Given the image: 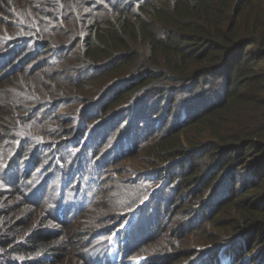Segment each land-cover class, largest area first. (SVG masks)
I'll return each mask as SVG.
<instances>
[{
    "label": "trees",
    "instance_id": "16d2710c",
    "mask_svg": "<svg viewBox=\"0 0 264 264\" xmlns=\"http://www.w3.org/2000/svg\"><path fill=\"white\" fill-rule=\"evenodd\" d=\"M42 1L39 11L33 7L36 15L26 18L18 0H0V14L15 20L4 23L0 15V87L46 67L70 73L53 99L31 94L32 88L26 93L32 84L24 83L23 91L13 88L34 106L13 107L19 113L13 132L11 120L0 116V264H107L109 252L99 255L94 246L77 254L67 246L62 254L58 241L64 238L57 229L82 216L92 219L86 216L92 203L82 205L85 187L79 184L78 193L70 182L75 176L100 182L97 173L84 175V168L97 172L98 163L105 169L137 160L146 147L157 158L145 166L151 178L120 182L118 209L130 213L141 207L122 233L128 258L153 248L152 239L167 231L172 218L192 220L204 205L212 206L213 215L227 207L223 233L190 257L186 239L177 261L264 264V246L253 251L254 244L264 245V0H59L58 6ZM43 12L63 29L44 28ZM37 24L43 27L34 28ZM65 108L77 115L61 120L57 111ZM48 126L46 140L40 133ZM194 129L200 138L187 140L188 146L172 136ZM86 139L88 148L100 149L94 156L100 160L84 157ZM239 170L244 183L228 185L226 175ZM162 172L170 176L157 193L161 182L154 177ZM98 190L101 194V186ZM250 191L259 196L253 208L233 206ZM10 193L19 196L21 209L36 205L57 223L42 221L30 235L13 236L12 227L22 222L12 217L16 208L1 207ZM24 210L23 221L30 212ZM201 219L191 234L201 233ZM87 224V235H93V223ZM155 252L159 249L150 250Z\"/></svg>",
    "mask_w": 264,
    "mask_h": 264
},
{
    "label": "rangeland",
    "instance_id": "374dc122",
    "mask_svg": "<svg viewBox=\"0 0 264 264\" xmlns=\"http://www.w3.org/2000/svg\"><path fill=\"white\" fill-rule=\"evenodd\" d=\"M18 1H19L18 4L21 5L20 9L22 11V14H24L26 18L36 15V12L34 11L33 7L39 11V8L44 4V1L42 0H18ZM48 2H54L55 6H58V4L60 3L59 0H48ZM51 6H54V5H51ZM48 11H51L50 8ZM0 15H3L2 16L3 21L6 20L4 23L6 22L14 23L15 22L13 14L5 13V14H0ZM39 15H41L42 22H44V26H45L44 28L48 29L53 26H56L57 28H59L60 26L62 28L61 22L58 23V26H57L56 22H53L52 17L49 18L48 16H46L45 12L39 13ZM78 19L81 20L83 18L82 16L78 15ZM36 27H43V26L42 24H37L35 25L34 28ZM80 34H82V32L77 33V35H80ZM67 36L68 35L65 32L64 37L67 38V41L65 42V44L69 42V39ZM59 39L63 40L61 37H57V40ZM45 56H48V54H45ZM47 58H49L50 60V55ZM46 68L47 69H45L44 73H41V74L37 73L35 75H30V76H25V75L15 76L10 81L11 84H7L11 86L0 87V105H2L1 107L5 108V110L2 113H0L1 114L0 116L4 115L7 117V119L11 120V123L10 122H7V123L11 124L10 128L12 132H13L12 126L13 125L15 126L17 123L16 119L18 118V116L16 114H19L18 112H15L13 107L23 106V104H25L26 107H29V106L30 108L34 107L31 104H27V103H30V100H33V99L32 98L24 99L19 94L13 93L12 90L14 87H17L18 90L23 91L24 88L22 87V85L24 83L32 84L33 86L25 87L26 93L30 92L29 89L32 88L33 92L31 91L30 92L31 94L33 95L43 94L42 95L43 99H49V98H52V96H54V93L56 92L57 88L59 89L64 88L61 85V83L64 86L66 85L64 84L63 79L70 75V73H68L67 70L65 71H63V69L59 70V67H52V66L51 68H48V67ZM104 81L102 80L101 82L103 83ZM89 83L91 84L90 81H88V84ZM95 87L98 88L99 86H95ZM66 106H68V104H66ZM79 106L80 107H76V105L75 106L69 105L68 107L69 108L71 107L73 109L78 108V110H80L82 106L81 105ZM70 110L71 109H66V108L59 109V111H57L58 112L57 115L58 117L61 118V120L63 119L66 120L68 118L71 119L72 114L77 115V113L76 112L72 113V111ZM1 120L2 119H0V122ZM50 131H52L51 126L45 127L43 131L40 133V134H43L42 138L44 139L45 132H46V135H48ZM198 131L199 129L191 130L190 132H186V134L181 135L180 138L176 136L175 134H173L172 136L173 137L175 136L174 140L176 139L177 141L180 139L179 140L180 142L185 144V146H188L187 140H191L193 138H200L199 136L200 134L198 133ZM202 131H204V129H202ZM205 140H209V138ZM87 145H89V142L86 139L85 144H83L81 148V150L83 151L84 157L88 159L92 157L95 160H100L102 157L100 156L96 158L94 157L99 154L100 149H97L95 151L94 149H90V147L88 148ZM140 152H141L139 156L140 158L137 160H133V161H130L129 159L122 160L123 158L127 157V156H124L121 159L122 161L109 163L105 169L101 167L98 163L97 172H94L93 170H90L84 167H80V169L84 168V173H83L84 175L94 176L97 173L101 178V181L97 182L94 179V177L90 181H87L83 176H81V182H80L79 181L80 179L78 177L76 179V176H75V178L72 179L70 182L71 183L70 190L72 189L76 190L78 191V193L82 190L80 186L85 187L86 191L83 190L85 191L84 193L85 199L82 205L84 206V204H87L85 202L87 199L89 202L92 203L91 208L86 213V216L92 217L90 222L93 223L95 229L94 230L91 229V232H93V235H90V236L87 235L88 231H90L91 226L87 224L90 222L83 220L84 216L80 217L79 220L77 221L75 220V223H71L69 225H63L62 227L60 226L59 227L60 229H57V230H59V233L64 238L58 241V244L61 243L64 246V251H62L63 252L62 254L64 255L66 254L67 246H72L71 251H73V253L75 254L80 252V250L82 251V248L85 252V251L91 250L94 246L96 250L99 249V252L97 253L99 255H101V252H104L105 254H108L109 252L110 258L108 257L109 262L106 261L107 264H184L185 263L184 261L182 260L177 261V260L180 258L182 251H184L181 248H182V244L184 243L186 239H189V244H190L189 245L190 250H187L188 254L186 256L190 257L189 255L193 253L190 251L199 250L202 244H206L210 240L217 241L221 237L223 233L221 231V226H222L221 224L224 222V220L227 219L225 217L227 215L226 214L227 207L223 208L220 211V213H218V215L217 214L213 215V211L211 209L212 206H209V207L206 206L204 208V205H202L197 209L196 216L194 215L195 218L192 220L186 221L187 219L182 220V217L176 218L174 217V215H172L174 218H172V220L170 221L171 224L169 225V228L167 229V231L161 232L159 237L152 239L155 241V242L153 241L155 243V246L153 248L148 247V249H144V251H142L140 254H135L134 256L128 258V251H127L128 247H125L123 251L121 249L122 247L127 246V240H126L127 236L122 239V233L131 227L132 218L134 215H136V213L139 211L141 207H139L136 211L130 212V213L118 209L119 198L123 196L122 193L120 192V188L121 186H124V185H120V182L135 180L139 177L143 179L151 178L152 173L148 169H146L145 166L150 165V163H152L153 161H155L154 162L155 164L157 161L156 156H152V154H150L152 152L150 148L146 147L144 148V150ZM254 154H255L254 152L249 153L250 160H252V158L255 157ZM258 156L259 154L256 157ZM161 158H163V155L161 156ZM180 161H182V159L179 156L177 162L180 163ZM0 166H1V162H0ZM170 166L172 167L173 165H170ZM172 171L176 172V171H181V170H180V167H173ZM244 173H241L240 170L237 171V173L236 172L229 173L226 175L225 180L227 181V184L230 186L239 185L241 183L243 184L244 183L243 181L245 180ZM158 174L159 175H156L154 177L156 179V184H159L161 182L159 187L157 185V189H156L157 193L163 190L164 185H166V181H168V178L170 176V172H162ZM235 174H237L238 176L236 177ZM100 186H101V194L99 190H98L99 193L97 191V188H100ZM115 190H116V193H113V191ZM4 197H5V200H3L4 204L2 203L1 207L3 209L8 207L9 212L16 208L17 213L12 211L13 213L12 217L16 216L15 217V219H17L16 221L22 222L21 226L19 225L16 227L10 226L13 229V236L17 238L22 237L24 235H27V236L30 235L34 227L38 226L39 223L41 225L42 221L44 223L45 221L48 222L51 220L53 221L54 224L57 223V222L56 223L54 222L55 220L47 218V216L36 205L34 207V210H32L31 208L30 209L24 208V209L29 210L30 212L27 214L26 219L23 221L21 219L24 217L25 210L21 209L23 208V206H22V203L20 202L19 196L14 193H10V194H4ZM258 197L259 196L255 195L254 192L250 191L244 197L239 196L236 199V201L233 203V206L235 205L237 206L236 208H239V207L243 208L242 210H245V207H248V206H251V208H253L257 204ZM15 204L17 206H15ZM131 213L132 215H130ZM233 213L237 214V210H233ZM100 217L102 218L97 220ZM200 217L202 218L201 221L206 220L211 217L212 219H210L208 222H201V221L198 222L197 227L199 229H202L201 233L191 234L197 231V229H195V225H192V224L196 220H198V218ZM182 222L183 224L181 225ZM13 224L15 225L17 223L14 222ZM190 226L192 228L191 231L188 229V227ZM42 230L44 231V228H42ZM263 246L264 245L254 244L253 251H257V254H258L260 250H262ZM84 248H87L88 250ZM155 248L159 249V252L150 253V250L151 249L153 250ZM156 254H159L158 258H154L152 260L148 259V258L155 257ZM167 255L168 256L171 255L172 258L170 260H167L166 259L168 258L166 257ZM92 256H94V254ZM73 262H76V259H73Z\"/></svg>",
    "mask_w": 264,
    "mask_h": 264
}]
</instances>
